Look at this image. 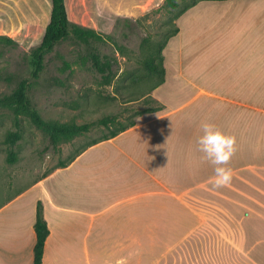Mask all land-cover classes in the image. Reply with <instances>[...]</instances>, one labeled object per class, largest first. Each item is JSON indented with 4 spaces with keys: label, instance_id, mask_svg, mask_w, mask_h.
<instances>
[{
    "label": "crops",
    "instance_id": "obj_1",
    "mask_svg": "<svg viewBox=\"0 0 264 264\" xmlns=\"http://www.w3.org/2000/svg\"><path fill=\"white\" fill-rule=\"evenodd\" d=\"M177 27L164 83L150 93L161 110L2 205L0 264H32L38 202L42 264H221L217 229L232 221L220 202L233 208L244 194L239 203L254 208L248 194L264 197L253 185L264 181V0L199 2ZM203 122L236 138L226 187H213L198 150ZM237 237L249 253L264 241Z\"/></svg>",
    "mask_w": 264,
    "mask_h": 264
},
{
    "label": "rangeland",
    "instance_id": "obj_2",
    "mask_svg": "<svg viewBox=\"0 0 264 264\" xmlns=\"http://www.w3.org/2000/svg\"><path fill=\"white\" fill-rule=\"evenodd\" d=\"M64 1L68 20L94 30L103 41H92L90 47L70 37L59 42L44 56L43 70L33 79L29 57L39 45L48 23L50 0H0V37L13 41L12 44L0 43V97L11 93L18 82L26 79L29 101L42 119L79 125L96 123L105 117H116L126 125L138 112L156 107L148 101L150 95H146L152 83L142 81L131 85L130 79L141 72L138 62L143 55V39L157 42L168 27L177 26V9L173 10L168 0ZM165 48L164 61L171 58ZM90 51L106 55L113 62L114 78L110 85H103L101 75L88 56ZM13 131L12 113L0 110V207L60 163L69 162L91 142L109 134L108 129L95 125L88 133L52 147L45 134L26 118H21V138L12 148L16 160L9 164L6 160L9 147L4 141L7 133ZM253 185L264 190V181L258 177H254ZM248 197L260 204L254 208L242 205L239 202H245L244 194L234 198L233 208L225 204L229 201L220 202L232 221L217 229L222 237L221 264H264V241L251 253L243 250L241 238L238 242L237 229L242 236L246 231V247L264 239V197L258 193L248 194ZM246 215L249 217L245 218ZM235 226V237L230 242L227 236ZM205 231L207 235L213 232L210 228Z\"/></svg>",
    "mask_w": 264,
    "mask_h": 264
},
{
    "label": "trees",
    "instance_id": "obj_3",
    "mask_svg": "<svg viewBox=\"0 0 264 264\" xmlns=\"http://www.w3.org/2000/svg\"><path fill=\"white\" fill-rule=\"evenodd\" d=\"M223 2L228 0H190V2H172L168 0V4L173 10L177 9L176 20L186 11L197 5L199 2ZM179 29L176 25L168 27L162 38L157 42L152 43L149 38L143 39V55L138 62L141 72L130 79L131 85H135L142 81L151 82L150 93L161 86L165 80V66L163 50L168 41L177 35ZM73 38L75 41L90 47L92 41H103V37L92 29H85L71 23L68 20L65 1L64 0H50V13L48 23L44 29L43 36L39 45L34 48L29 57L30 63V77L36 79L43 70V58L46 54L61 41L67 38ZM0 43L12 44L13 41L0 37ZM120 51V50H119ZM92 65L97 73L101 75L103 85H110L114 78L112 72L113 62L106 55H99L93 51L88 53ZM28 80L23 79L17 83L16 87L8 95L0 97V110L6 109L12 113L13 124L15 131L8 132L5 138V144L9 147L7 154V162L12 164L16 160V154L12 150L18 140H20V121L21 118H26L32 126L41 131L48 139L52 147H56L61 142L69 141L78 136L88 133L95 125H99L109 130L107 136H103L99 141H93L86 148L95 145L101 141H106L116 137L118 134L126 131L135 125V119L146 113H155L161 110V106L153 98H148V101L157 106L142 112H138L134 119H130L126 125L118 122L116 117H105L96 123L76 124L75 122L58 123L46 121L38 114L32 107L28 95ZM118 92V89H115ZM131 101V100H130ZM129 101V102H130ZM85 148V149H86ZM85 149L79 152L75 157L82 153ZM73 157L67 163H60L57 168L66 167L72 162ZM40 203L37 204V216L33 229L35 232V244L33 247V261L32 264H42L43 250L45 241L48 236V229L45 222L41 219L39 214Z\"/></svg>",
    "mask_w": 264,
    "mask_h": 264
},
{
    "label": "clouds",
    "instance_id": "obj_4",
    "mask_svg": "<svg viewBox=\"0 0 264 264\" xmlns=\"http://www.w3.org/2000/svg\"><path fill=\"white\" fill-rule=\"evenodd\" d=\"M200 127L202 135L197 141L198 150L203 159L214 166L213 187H226L233 179L232 169L227 165L237 151L236 138L212 123L203 122Z\"/></svg>",
    "mask_w": 264,
    "mask_h": 264
}]
</instances>
